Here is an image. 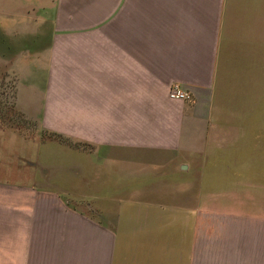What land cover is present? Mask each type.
I'll return each instance as SVG.
<instances>
[{
    "label": "crops",
    "instance_id": "0c3cea01",
    "mask_svg": "<svg viewBox=\"0 0 264 264\" xmlns=\"http://www.w3.org/2000/svg\"><path fill=\"white\" fill-rule=\"evenodd\" d=\"M4 74L0 169L9 112L111 153L171 154L198 186L108 224L0 173V264H264V0H0Z\"/></svg>",
    "mask_w": 264,
    "mask_h": 264
},
{
    "label": "rangeland",
    "instance_id": "374dc122",
    "mask_svg": "<svg viewBox=\"0 0 264 264\" xmlns=\"http://www.w3.org/2000/svg\"><path fill=\"white\" fill-rule=\"evenodd\" d=\"M2 124L12 129L4 131L5 152L13 159L10 170L1 168V174H13L22 181L57 190L70 206L108 224L118 218L120 207L157 205L162 202L158 195L173 205V194L189 190V186L194 191L198 186L186 169L173 165L171 154L111 153L41 130L27 120H13L9 112ZM121 161L126 166L115 165ZM110 192L113 198L108 197ZM209 202L220 205L219 193ZM195 204L193 198L192 205Z\"/></svg>",
    "mask_w": 264,
    "mask_h": 264
},
{
    "label": "built area",
    "instance_id": "2783aa9c",
    "mask_svg": "<svg viewBox=\"0 0 264 264\" xmlns=\"http://www.w3.org/2000/svg\"><path fill=\"white\" fill-rule=\"evenodd\" d=\"M15 89L16 81L12 76H7L4 79H0V100L4 104H12ZM168 95L170 98L184 101H188L191 98L190 94L177 84H174L170 87Z\"/></svg>",
    "mask_w": 264,
    "mask_h": 264
}]
</instances>
